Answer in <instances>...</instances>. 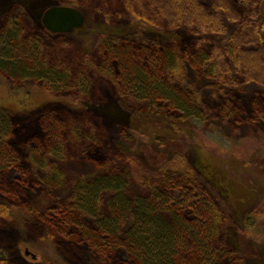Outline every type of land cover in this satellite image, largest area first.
I'll use <instances>...</instances> for the list:
<instances>
[{
    "label": "rangeland",
    "instance_id": "374dc122",
    "mask_svg": "<svg viewBox=\"0 0 264 264\" xmlns=\"http://www.w3.org/2000/svg\"><path fill=\"white\" fill-rule=\"evenodd\" d=\"M229 1L237 13L245 11L242 0ZM54 5L80 10L84 26L69 34L45 33L42 17ZM259 5L261 23L264 0ZM13 22L19 28L17 46L11 47L8 61H0V107L16 120L5 148L11 164L0 160V264H140L125 248H115L107 234L99 233L96 221L80 215L70 202L76 181L91 182L104 170L128 169V157L152 173L182 157L224 206L212 241L226 247L224 264H264V120L256 115V108L264 109L257 100L262 97L264 105V89L238 82L218 91L189 59L195 49L223 48L239 22H228L227 35L185 28L165 32L132 18L121 0H0V36ZM25 38L40 43L38 48L26 43L36 51L33 59L56 70L68 84L72 80V87L57 83L52 69L34 75L32 66L22 74L16 71L21 61L13 52L24 50ZM170 47L186 57L187 82L202 96L200 116L184 121L172 111L173 123L161 102L152 100L156 94L128 92L121 77L128 69L154 78L165 74L160 55ZM81 73L87 89L80 91L74 81ZM39 123L49 130L50 145L63 147L61 160L48 156L46 161L63 173L62 183L53 187L42 181L47 170L33 167L18 138L27 130L37 132ZM75 126L85 132L84 138L77 137ZM35 137L40 145L33 150L41 154L47 146L43 136ZM130 170L140 173L133 166ZM128 189L131 200L148 194L138 181ZM204 191L174 187L168 196L187 219L198 222ZM110 196L103 194L100 213L109 214ZM131 226L127 217L120 230L125 233ZM27 250L36 257L26 255Z\"/></svg>",
    "mask_w": 264,
    "mask_h": 264
},
{
    "label": "trees",
    "instance_id": "16d2710c",
    "mask_svg": "<svg viewBox=\"0 0 264 264\" xmlns=\"http://www.w3.org/2000/svg\"><path fill=\"white\" fill-rule=\"evenodd\" d=\"M121 1L132 18L165 32L185 28L191 32L227 35L228 22H239L236 31L229 36L223 48L218 47L209 52L195 49L189 55V59L201 73L212 80L214 88L218 91L224 87H232L238 82L246 84L254 82L264 89V20L260 23L257 19L261 0H242L240 3L245 7V11L241 13L233 10L229 0H212L210 6H206L201 0ZM13 23L7 28L9 30L6 34L0 36L1 62L8 61L12 56L9 54L11 47L17 46L19 28L17 22ZM26 43L36 48L40 47L39 42L25 38L24 50L19 52L15 49L13 52L21 61V68L16 67V71H21L22 74L24 69L32 66L34 75L52 69L36 62L33 59L36 51ZM173 47L165 50L164 55H160V59L164 61L165 74L154 78L145 72L134 73L135 71L128 69L129 72L122 73L121 77L124 89L128 92L156 94L158 98L152 100L161 102L160 106L164 107L166 112H170L171 122L174 120L172 117L174 112L179 115V120L186 121L188 116L195 114L200 116L202 96L194 85L187 82L186 57ZM118 55L119 50L116 49L114 56ZM50 73H53L56 82L60 80L66 88L72 87V80L68 84L56 70L52 69ZM51 76L49 74L53 79ZM74 83L80 91L87 89L82 73L77 76ZM262 99V97L257 99L260 106H264ZM256 112L258 113L256 115L264 120V109L256 108ZM15 123L12 114L0 107V160L5 161L7 166L11 164V153L5 152V148L12 140ZM38 126L37 132L30 133L27 130L18 138L21 146L26 149L28 160L33 167L47 170L48 176L41 180L48 187H53L62 183L63 173L56 164L47 165L46 161L48 156L61 160L63 147L58 149L51 146L49 130L40 123ZM73 131L79 139L86 135L80 127L75 126ZM35 135L43 136V145L47 146L46 151L41 154L33 150L40 145ZM162 160L161 156L160 161ZM127 161L128 169L104 170L91 182L86 178L76 181L70 197L71 208L81 213L80 215L91 216L97 223L99 233L107 234L115 248H125L136 256L140 264H224L223 257L228 254L225 251L226 247L220 246L221 244L214 246L212 243L223 221L224 206L221 201L219 202L218 195L215 197L212 195L211 188L202 177L189 168L182 157L161 165L162 167L153 173L143 169L135 158L128 157ZM131 166L137 168L140 173L138 175L132 173ZM133 180L144 185L148 191L146 196L134 200L128 198V188ZM182 186L197 192H200L201 187L205 189L203 195L206 201L201 208L203 219H198V222L187 219L183 210L174 205L168 196L174 187ZM105 192L111 195L109 214L99 212L101 198ZM209 196H213L215 200L209 202ZM127 217L132 218V226L122 233L120 226ZM203 220H206V226ZM70 221L72 222L71 219ZM188 240L191 241L190 244Z\"/></svg>",
    "mask_w": 264,
    "mask_h": 264
},
{
    "label": "water",
    "instance_id": "95a60500",
    "mask_svg": "<svg viewBox=\"0 0 264 264\" xmlns=\"http://www.w3.org/2000/svg\"><path fill=\"white\" fill-rule=\"evenodd\" d=\"M42 24L51 34H69L82 28L85 24V15L77 8L66 5H54L43 14ZM26 251V255L33 253Z\"/></svg>",
    "mask_w": 264,
    "mask_h": 264
},
{
    "label": "flooded vegetation",
    "instance_id": "af4514ba",
    "mask_svg": "<svg viewBox=\"0 0 264 264\" xmlns=\"http://www.w3.org/2000/svg\"><path fill=\"white\" fill-rule=\"evenodd\" d=\"M47 31V30H46ZM48 32V31H47ZM49 34H51L50 32H48ZM51 35H53V34H51ZM56 35H59V34H56ZM63 35V34H62Z\"/></svg>",
    "mask_w": 264,
    "mask_h": 264
}]
</instances>
